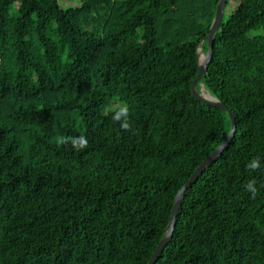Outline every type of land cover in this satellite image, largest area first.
I'll list each match as a JSON object with an SVG mask.
<instances>
[{
	"label": "trees",
	"instance_id": "trees-1",
	"mask_svg": "<svg viewBox=\"0 0 264 264\" xmlns=\"http://www.w3.org/2000/svg\"><path fill=\"white\" fill-rule=\"evenodd\" d=\"M217 2L109 0L93 30L89 0H0V264H146L231 127L191 93ZM200 82L235 133L153 264H264V0H226Z\"/></svg>",
	"mask_w": 264,
	"mask_h": 264
},
{
	"label": "water",
	"instance_id": "water-1",
	"mask_svg": "<svg viewBox=\"0 0 264 264\" xmlns=\"http://www.w3.org/2000/svg\"><path fill=\"white\" fill-rule=\"evenodd\" d=\"M226 0H218L215 14L212 19V22L210 24L209 30L207 34L202 37L199 41V45L197 47V53H198V60H197V75L191 82V93L192 95L198 99L199 101L215 106L221 110H224L228 113V116L230 118L231 127L229 129V132L227 136L224 138V140L209 154L207 155L194 169V171L191 173V175L187 178V180L182 184V186L178 189L176 192V195L173 200V206L171 211V216L168 221V225L166 227V230L158 242L157 246L155 247L154 251L152 252L150 258L146 262V264H153L156 259L159 257L161 252L163 251L164 247L166 246L167 242L171 238L172 231L175 225V217L178 213L181 199L185 193V190L195 181L196 178H198L203 171L213 162L215 161L223 152V150L227 147V145L230 143L231 139L234 136L235 129H236V113L235 111L228 108L222 101H220L218 98H216L214 95H212L210 92H208L203 83L200 82L203 74L205 73L207 69V65L211 59V53H212V46H213V40H214V34L217 31L219 24L221 22L223 13H224V7H225ZM207 42V49L204 52V58H200V49H202V43L203 41ZM197 83H199L200 88L197 89ZM202 88H204L207 91V95L202 93Z\"/></svg>",
	"mask_w": 264,
	"mask_h": 264
},
{
	"label": "clouds",
	"instance_id": "clouds-1",
	"mask_svg": "<svg viewBox=\"0 0 264 264\" xmlns=\"http://www.w3.org/2000/svg\"><path fill=\"white\" fill-rule=\"evenodd\" d=\"M112 116L111 119L119 124V127L122 131L128 132L135 135V130L133 124L130 120V109L126 102L117 103L111 109ZM57 145H71V148L77 152L86 149L89 145V141L86 135L78 136H65L61 135L56 137ZM261 166L260 157L254 156L247 164L246 168L249 171H255ZM255 179H250L246 184V191L251 193V197L255 198L257 195Z\"/></svg>",
	"mask_w": 264,
	"mask_h": 264
},
{
	"label": "rangeland",
	"instance_id": "rangeland-1",
	"mask_svg": "<svg viewBox=\"0 0 264 264\" xmlns=\"http://www.w3.org/2000/svg\"><path fill=\"white\" fill-rule=\"evenodd\" d=\"M109 0H89L91 5L93 6V16L87 22H85L84 27L96 30L98 29L99 23L104 20L105 12L108 8ZM201 52L204 53L201 49Z\"/></svg>",
	"mask_w": 264,
	"mask_h": 264
},
{
	"label": "bare ground",
	"instance_id": "bare-ground-1",
	"mask_svg": "<svg viewBox=\"0 0 264 264\" xmlns=\"http://www.w3.org/2000/svg\"><path fill=\"white\" fill-rule=\"evenodd\" d=\"M204 55H205V54L202 53V52H201V49H200V58L203 59V58H204ZM202 93H204V94H206V95L208 94L207 91H206L204 88H202Z\"/></svg>",
	"mask_w": 264,
	"mask_h": 264
}]
</instances>
